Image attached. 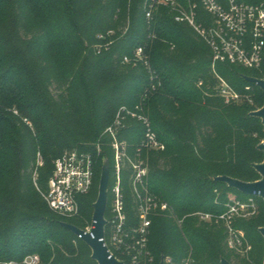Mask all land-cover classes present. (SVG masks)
Masks as SVG:
<instances>
[{
    "label": "trees",
    "instance_id": "trees-1",
    "mask_svg": "<svg viewBox=\"0 0 264 264\" xmlns=\"http://www.w3.org/2000/svg\"><path fill=\"white\" fill-rule=\"evenodd\" d=\"M146 2L0 0V263L37 254L42 264H98L90 247L62 222L84 229L92 220L103 164L113 163L112 139L105 131L122 106L142 103L152 84L147 67L133 62L136 50L145 47L161 84L148 93L144 104L166 146L164 151L145 153L150 189L183 220L180 227L168 214L152 218L149 247L155 263L166 256L181 262L192 250L196 264H221L223 259L263 264L260 197V215L236 222L252 248L248 255L228 248L223 224L203 222L193 214L221 215L227 211L229 195L248 198L216 177L260 179L253 166L263 162V152L253 133L263 139L264 133L261 120L251 112L264 106V91L244 78H263L264 68L218 64V73L235 90L245 94L247 86L254 88L253 104L226 103L213 90L207 44L192 27L176 22L167 7H160L149 21ZM56 35L63 44L75 45L58 58L52 53ZM99 35L111 43L101 52L96 49L102 43ZM126 124L119 137L133 155L143 129L135 120ZM73 150L94 154L97 166L93 188L82 199L81 218L67 219L49 208L43 194L49 190L54 162ZM123 182L133 215L128 171ZM110 202L109 198L107 216Z\"/></svg>",
    "mask_w": 264,
    "mask_h": 264
},
{
    "label": "built area",
    "instance_id": "built-area-1",
    "mask_svg": "<svg viewBox=\"0 0 264 264\" xmlns=\"http://www.w3.org/2000/svg\"><path fill=\"white\" fill-rule=\"evenodd\" d=\"M160 7L169 8L174 13L176 22L192 27L210 48L211 68L215 79L213 90L226 103L253 104L254 88L247 86L245 94L238 92L218 73L216 67L218 64L229 63L256 71L264 68V4H248L238 0H188V3L183 5L179 0H147L146 17L149 21ZM98 38L102 42L96 45L98 52L108 49L111 43L105 42L106 36L99 35ZM124 61L129 63L131 59L125 57ZM133 62L142 63L147 67L152 84L143 95L142 103L134 108L122 106L113 124L105 131V134L112 139L111 147L114 155L110 166L108 190L110 209L109 215L105 216L107 225L101 241L105 243L111 257L123 264H156L149 247L152 218L160 214H168L180 227L183 220L176 216L168 202L153 194L150 189L149 165L145 153L164 151L166 146L154 131L144 102L148 93L155 91L161 83L156 82L157 76L145 47L136 50ZM199 86H203V82H200ZM128 119L139 122L143 129L141 142L133 155L130 153L128 142L119 137V133L127 127ZM100 151L101 147L98 145L97 153ZM96 166V156L88 152L67 151L58 158L54 162L49 190L43 194L49 208L67 219L81 218L82 199L93 188ZM125 171L129 172L133 215L129 213L123 182ZM257 197L259 194L254 192L245 200L234 198L227 204V211L221 215L204 212L194 215L203 222L223 224L227 231L228 248L233 252L248 255L252 248L247 243L244 231L236 228V222L254 212V201ZM93 223L92 217V220L81 230L86 234L91 233L94 228ZM77 237L80 240L83 238L82 235ZM162 261L163 264H196L192 250L181 262H175L170 256L162 257L159 264ZM0 264H42V261L39 255L32 254L20 262L8 261ZM248 264L255 263L249 261Z\"/></svg>",
    "mask_w": 264,
    "mask_h": 264
},
{
    "label": "water",
    "instance_id": "water-1",
    "mask_svg": "<svg viewBox=\"0 0 264 264\" xmlns=\"http://www.w3.org/2000/svg\"><path fill=\"white\" fill-rule=\"evenodd\" d=\"M248 83H251L262 91H264V79L254 78L246 76L244 78ZM251 116L259 118L264 127V106L257 111L251 112ZM258 149L264 152V141L258 145ZM254 169L260 175V179L255 182H244L239 179H235L229 176H218L214 180L217 182H224L230 188H234L240 193L251 196L254 192L259 194V197L264 202V161L258 164H254ZM110 184V162L106 160L102 167L101 178L99 182V194L96 202L93 204V226L91 233H84L81 229L76 226L62 222V226L72 232L75 236L82 235V241H84L92 251V259L98 264H123V262L118 261L116 258L111 257L108 248L105 243L101 241L105 235V226L107 225V220L105 218L107 208H108V190ZM261 236L264 239V227L259 229ZM164 262L162 261L161 264ZM221 264H232L228 260L223 259ZM264 264V261H263Z\"/></svg>",
    "mask_w": 264,
    "mask_h": 264
},
{
    "label": "rangeland",
    "instance_id": "rangeland-1",
    "mask_svg": "<svg viewBox=\"0 0 264 264\" xmlns=\"http://www.w3.org/2000/svg\"><path fill=\"white\" fill-rule=\"evenodd\" d=\"M63 46H65V47H63ZM74 46H75L74 44H63L62 43V38L61 37H58L56 35V47L54 48V52L52 51V53L56 54V57L58 58L59 55H61L63 51L65 52V51L71 49ZM256 108H257L256 111L261 109V108H258V107H256ZM14 113H15V115H18V111L16 109H14ZM29 124H30L31 127L33 126V124L31 123V121H29ZM261 124H262V122H261ZM262 131L264 133V127H263V130ZM253 136H254L255 139H258L260 141L259 144H261L264 141V139L261 137L260 133H258V132L257 133H253ZM257 149H258V146H257ZM262 155H263V161H264V152L262 153ZM38 158H39L40 163H42L43 162L42 161V156L40 154L38 155ZM234 198H237V196L236 195H233V194L229 195V200H232ZM254 203H255V209L254 208H251V209H254L253 210L254 212L251 213V214H249V215H247V217L245 219H250V218H253V217H258L260 215V212H261V202H260L259 199H255Z\"/></svg>",
    "mask_w": 264,
    "mask_h": 264
}]
</instances>
